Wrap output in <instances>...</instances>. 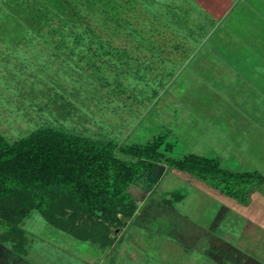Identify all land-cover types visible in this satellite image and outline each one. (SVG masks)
I'll return each instance as SVG.
<instances>
[{
  "label": "rangeland",
  "instance_id": "rangeland-1",
  "mask_svg": "<svg viewBox=\"0 0 264 264\" xmlns=\"http://www.w3.org/2000/svg\"><path fill=\"white\" fill-rule=\"evenodd\" d=\"M69 1L83 17L78 30L51 28L44 15L30 12L34 0H0L1 133L14 140L54 125L118 143L167 133L173 156L193 151L218 156L226 167L264 172V69L253 65L264 60V0ZM141 187L150 192L147 207L127 228L110 224L114 242L145 240L157 254L171 237L170 211L161 205L173 191L183 196L169 206L197 224L218 223L213 230L231 241L248 224L245 203L165 162L136 179L131 191L140 198ZM235 201L241 211L232 208ZM253 203L264 215L262 190L247 206ZM23 222L40 264L51 258L82 264L89 253L98 258L91 264L163 263L153 254L146 263L122 262L120 243L112 259L110 250L56 228L36 209ZM61 238L73 255H58L53 243ZM253 248L264 253V244ZM190 256L192 264L213 262L201 251Z\"/></svg>",
  "mask_w": 264,
  "mask_h": 264
},
{
  "label": "trees",
  "instance_id": "trees-1",
  "mask_svg": "<svg viewBox=\"0 0 264 264\" xmlns=\"http://www.w3.org/2000/svg\"><path fill=\"white\" fill-rule=\"evenodd\" d=\"M34 1L37 6L30 12L44 15L51 28H80L83 17L69 0ZM166 136L118 143L54 125L39 126L14 140L0 132V240H14L15 251L24 253L21 225L36 209L78 238L113 241L110 224L127 225L139 208L131 187L161 162L192 173L241 203L250 202L256 190L264 192V172L226 167L218 156L193 151L173 156ZM172 195L164 198L166 204L183 196Z\"/></svg>",
  "mask_w": 264,
  "mask_h": 264
},
{
  "label": "crops",
  "instance_id": "crops-1",
  "mask_svg": "<svg viewBox=\"0 0 264 264\" xmlns=\"http://www.w3.org/2000/svg\"><path fill=\"white\" fill-rule=\"evenodd\" d=\"M230 1L232 3V0ZM230 1H228V3H230ZM234 51H236V48H233L231 52ZM258 51L260 52V50ZM253 65L256 70H262L264 69V60L253 62ZM256 74L259 75V72H257ZM136 189L144 192V195H142V197L140 198V196L138 195H140L141 193L134 194L135 196L139 197L140 204L134 218L132 219L133 221L137 220L143 215L142 212L143 207H147L146 204L149 201V200L148 201L145 200L147 199L150 193L148 189H143L142 187ZM220 197H224V196H220ZM223 200H224L223 202L225 203L224 198ZM238 202L235 201V203H233L232 205V208H238L241 211L242 210L241 205L243 204L240 205ZM153 203L156 206L159 204V201L156 200ZM167 205L168 204L161 206L162 207L165 206L167 210L170 211V213H168L169 215L166 216L169 217L168 218L169 221L172 220V222L169 223L170 227L168 226V229L170 230L168 234L171 235V237L170 239L167 238L168 240H161L157 254L154 249L149 248V246L145 243V240L136 241L135 239H129L131 242H135L133 243L134 245L130 241L127 242L125 240L118 241V239L117 241L115 240V242L113 241L112 243L104 244L101 241H95L93 239H82L74 235L73 236L78 240L89 241L90 244L99 246L101 248L104 247L103 250L106 249L105 251H107V254L108 251L110 250L109 254L111 255L110 257L112 259H115V255H116L115 249L113 248L115 247L116 244L120 243V247L126 250L120 259V261L122 262H124L125 260L128 262V260L132 259L139 263H143V262L146 263L149 262V260H151L150 258L151 255L153 254L156 255L157 258H159L161 263L163 262L162 264H180L178 263L180 261H183L184 264H192L190 261V258H192L190 254H192L194 251L197 252L201 251L203 256L209 258L207 259L209 260V262L213 260L211 264H264V253L263 252L256 253L254 252V248H253V245L255 244H259V243L260 245L264 244V215L260 214L263 211L261 210V208L256 207L254 203L253 205L251 204L247 206V204H244L245 206H243L244 209L247 210V213L246 215H244V217L248 219V221L246 222L248 224L243 230L239 231V234H237V236L240 235L239 236L240 240L238 242L235 240L231 241L229 238L216 233V231H214L213 228H215V226H217L218 223H215L213 227L208 224L205 225L203 223L197 224L195 220L183 216L182 214L178 213L175 208H172L171 206L169 205L167 206ZM179 215H181V217ZM178 219H181L179 221L180 226L176 224V222H178ZM184 219H186L187 223H183L181 225V222ZM173 222L175 223L171 224ZM23 223L21 225V228L23 230L22 232H23V241H24L23 244L24 253L20 254L17 251H15L13 247L14 240H7L4 242L0 240V264H40L38 261H34L33 258L31 257L32 255V252L30 250L31 244L29 241V236L27 235V230H25ZM129 223L130 221L128 222V224ZM128 224L126 228L128 227ZM56 228L66 231L59 227ZM257 232L259 233L257 234ZM251 236L257 238L256 240L257 242L255 240H252ZM204 237H206L205 241L207 242L203 243L202 239H204ZM64 241L67 240L61 238L58 239L56 243H53L54 246H56V248L58 246L57 248L58 255H60L61 253L63 255L65 254L73 255V253L71 254V250H69V248L63 246L65 244ZM129 243L131 244L129 245ZM135 244H137L138 246H136ZM83 258L84 259L81 261L82 264H86L87 262L91 264L93 261L98 260L96 254H90V253L86 254ZM51 259H52V264H55V262L60 263L59 261L58 262L55 261L54 258ZM104 260L105 259L101 258L99 264L104 263ZM61 263L63 264V262ZM47 264H50V259L48 260Z\"/></svg>",
  "mask_w": 264,
  "mask_h": 264
}]
</instances>
